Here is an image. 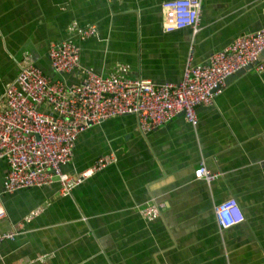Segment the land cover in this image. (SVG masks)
I'll return each instance as SVG.
<instances>
[{
  "label": "crops",
  "instance_id": "crops-1",
  "mask_svg": "<svg viewBox=\"0 0 264 264\" xmlns=\"http://www.w3.org/2000/svg\"><path fill=\"white\" fill-rule=\"evenodd\" d=\"M166 1L0 0V100L26 61L68 86L86 70L176 84L191 54L207 64L264 29V0H205L197 34L166 33ZM74 24L97 32L81 40ZM68 40L81 63L60 76L49 49ZM197 114V126L179 116L150 133L132 115L93 126L65 172L77 176L111 154L116 161L66 197L57 183L4 194L9 167L0 158V230L17 233L0 245V264H264V69L229 80ZM203 164L217 175L211 183L195 176ZM229 199L245 221L223 229L216 208ZM147 205L161 206L156 219L141 216Z\"/></svg>",
  "mask_w": 264,
  "mask_h": 264
},
{
  "label": "built area",
  "instance_id": "built-area-1",
  "mask_svg": "<svg viewBox=\"0 0 264 264\" xmlns=\"http://www.w3.org/2000/svg\"><path fill=\"white\" fill-rule=\"evenodd\" d=\"M204 1L164 2V32L190 28L197 34ZM70 30L81 40L97 32L94 26L84 29L76 24ZM263 52L264 29H261L236 38L213 54L207 64H195L191 54L182 81L163 85L125 76L104 77L86 70L80 83L68 86L63 80L46 75L33 61H26L20 65L17 78L6 86L0 100V158L5 159L9 167L3 193L57 183L62 196L70 195L86 179L116 161L113 154L102 156L77 176L66 173L65 167L74 159L80 135L95 125L129 115L137 117L138 128L144 133L164 127L179 116L197 126V107L212 105L225 90L227 79L241 70L256 67L262 71L264 68L259 62ZM49 59L56 74L74 73L80 67L81 48L73 40L53 44ZM195 176L208 183L217 178L204 164L195 171ZM160 208L147 205L140 209V214L153 220L158 217ZM216 216L223 229L245 221L235 199L218 205ZM5 217L6 210L0 202V221ZM16 235L0 230V245L13 241Z\"/></svg>",
  "mask_w": 264,
  "mask_h": 264
},
{
  "label": "water",
  "instance_id": "water-1",
  "mask_svg": "<svg viewBox=\"0 0 264 264\" xmlns=\"http://www.w3.org/2000/svg\"><path fill=\"white\" fill-rule=\"evenodd\" d=\"M263 54H264V52L262 53V55H263ZM251 69H252V67H248V68H246V69L241 70L240 72H238V73L235 74L234 76L228 78V79H227V82H228L229 80H231V79H236L237 77L241 76L243 73H245L246 71H249V70H251Z\"/></svg>",
  "mask_w": 264,
  "mask_h": 264
}]
</instances>
